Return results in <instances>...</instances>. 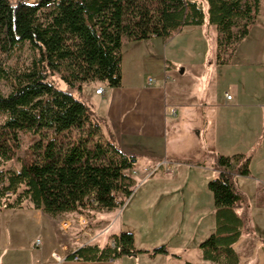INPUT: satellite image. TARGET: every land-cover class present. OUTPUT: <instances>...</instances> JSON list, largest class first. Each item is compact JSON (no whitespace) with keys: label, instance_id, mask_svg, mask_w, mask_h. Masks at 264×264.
<instances>
[{"label":"trees","instance_id":"trees-1","mask_svg":"<svg viewBox=\"0 0 264 264\" xmlns=\"http://www.w3.org/2000/svg\"><path fill=\"white\" fill-rule=\"evenodd\" d=\"M259 5L260 0H0L4 50L26 43L34 52L21 68L0 66V80L11 83L7 94L0 89V211L21 208L25 199L51 216L124 204L116 196L127 199L133 191L125 171L135 156L122 152L110 132L105 137L103 122L81 97L82 86L96 81L120 86L124 40L170 38L185 26L205 23L216 31L215 64L227 65L255 24ZM21 131L37 138L24 150L18 169L2 170L21 148ZM260 140L247 153L213 154L218 175L207 187L216 229L199 244L204 259L238 263L232 244L243 231H252L248 199L234 177L250 175ZM138 253L154 257L169 251L164 245L136 249L133 234L120 232L112 245H83L68 257L102 261Z\"/></svg>","mask_w":264,"mask_h":264},{"label":"crops","instance_id":"crops-1","mask_svg":"<svg viewBox=\"0 0 264 264\" xmlns=\"http://www.w3.org/2000/svg\"><path fill=\"white\" fill-rule=\"evenodd\" d=\"M188 27L200 29L202 26H185L184 30ZM168 40L169 38L152 36L140 41H123L120 86L112 88L108 87L106 82L98 81L82 86V91H85L82 99L96 117L103 122L102 125H104L107 136L110 132L115 145L122 152L135 156L133 167L126 170L125 173H128L127 175L131 178L137 179L138 185L145 183L158 165L167 164L166 167L170 168L169 174L165 171L166 177L173 175L171 163L181 165L177 161L182 156L178 147L177 121L179 118L177 109L180 108L184 111L186 106L176 88L172 87L174 78L170 79L169 77L171 68L167 69L165 66L169 64L176 67L174 65L176 62L169 58L166 51ZM238 54L239 51L236 50L231 59L237 62ZM239 56L241 60L242 58L250 60V62L240 63L246 65H254V62L259 59L258 50L245 51ZM261 81L264 89V72H262ZM95 84H100L103 87L102 95L95 93ZM231 85L233 88H228L224 92V94L231 95L230 99L223 96V98L213 101L207 100L202 104L204 111H201L200 118L202 120L199 119L198 127L204 129V134H207V138L211 140L209 142H212L219 154L226 156L247 153L261 138L249 163L250 175L234 177L237 189L248 199L249 223L247 226L252 233L243 231L238 240L232 244V248L238 258L237 264H264V91L261 97L243 100L238 86ZM236 109H241L239 110L241 116L233 114ZM197 110H199L198 107ZM198 115L200 116L199 113ZM232 134L244 138L242 147L235 148L233 146L232 149L227 144L217 142L218 137L231 138ZM209 148H207L209 156L203 161L209 162L211 165L213 158L210 150L213 148ZM140 160L141 167L138 163ZM216 174L218 175V172L212 170L209 176L212 178ZM160 184L162 186L159 187V190L155 189L157 190L155 192H160L164 196L179 190L189 191L188 187L190 186L187 179H182L179 182L176 178L160 182ZM198 193L199 191L192 192L194 194L192 212L197 209L195 218L204 222L200 226L206 235L212 234L216 229L212 192L206 194L203 205H197L198 202H195V196H198ZM124 204L119 205L122 206L121 210ZM235 211L240 214L241 208H235ZM108 212L109 210L106 211V218H111L109 217L111 214ZM15 213H19L27 220L24 225H28L27 230L34 232V235L31 238H26L20 245L9 242L1 245L0 258L3 259L8 255L7 264H139L141 259H143V264H156L157 258L162 261V264H220L202 257L200 243L191 246L188 243L175 247L170 246L167 247L169 251L167 255H156L152 259L147 254L138 253L135 256H121L117 259L102 261L73 260L72 257L56 261L53 254H61L63 245L59 243L55 233L49 229V221L41 210L36 209L35 212L17 211ZM179 215L178 233L182 234L183 228L184 231L186 230L187 221L182 211ZM114 225L115 220H112L108 229L110 238L108 237L106 245H112V236L124 232L122 223L118 226V231L111 232ZM37 239L40 240V243H36ZM103 246L105 245L100 247ZM174 255L178 257H174Z\"/></svg>","mask_w":264,"mask_h":264},{"label":"rangeland","instance_id":"rangeland-1","mask_svg":"<svg viewBox=\"0 0 264 264\" xmlns=\"http://www.w3.org/2000/svg\"><path fill=\"white\" fill-rule=\"evenodd\" d=\"M25 1L31 4L38 2V0ZM200 29L188 27L184 30L183 27L169 38L166 50L169 58L176 62L174 64L176 67L169 64L165 65L167 69L171 68L169 77L170 79L174 78L172 87L176 88L186 106L184 111L180 108L177 109L179 118L177 121L178 147L179 153L182 155L177 161L181 165L170 164L173 174L171 177L165 176L167 164H162L153 170L149 179L143 184L138 185V180L132 178L134 186L131 195L127 199H123L121 194L116 196L117 201L124 200L125 204L122 210V206L113 211L109 210L108 213L111 214L109 215L111 218H106V211L108 210L97 208H87L82 214L76 212L62 213L56 216L44 214L49 221V229L55 233L59 243L63 245L61 254L71 253L83 245H106L109 237L108 229L112 220H115V225L111 232L118 231V226L122 223L124 232L133 234L136 249L152 250L162 245L175 247L186 243L191 246L203 242L211 235H206L201 228L200 225L204 222L195 218L197 209L192 212V201L194 200L192 192L199 191L198 196H195L197 205L205 204V196L208 192L210 193L207 183L217 177V174L212 178L209 175L214 170L213 154L219 152L212 145V142H209L211 140L207 138V134H204V129L198 127V123L202 120L200 118L201 111H204L202 104L207 100L213 101L225 97V90L233 88L231 84L238 86L243 100L258 98L263 95L264 89L261 80L262 72H264V0H260L255 24L250 27L248 35L236 48L239 54L245 51L258 50L259 59L254 62V65L240 64L245 63V61L250 62V60L239 59V54L237 55V62L231 59L232 61L230 60L225 66L216 65L214 60L215 28L205 23ZM33 56L34 52L26 43L9 53L5 51L0 32V66L18 69L29 64ZM181 66L185 69L183 73H179ZM100 86V84H95L94 89ZM0 89L4 94H7L11 89V83L0 80ZM84 94L85 91H82L81 97H84ZM239 110L241 109L234 110L233 114L241 116ZM101 128L107 137L104 125L101 124ZM19 138L21 148L12 161L2 164V170L18 169L24 150L36 140L37 136L27 131H21ZM217 139L218 143L227 144L232 149L233 146L235 148L242 147L244 141V138L237 134H232L231 138L222 139L218 137ZM209 147L213 148L210 150L213 158L212 166L209 162L203 161L209 156L207 154ZM198 160L201 162L200 164L190 163V161ZM138 163L141 167V160ZM172 178L178 179L179 182L182 179H187L190 184L189 191L179 190L165 196L161 195L160 192H155L162 186L160 182H167ZM168 189L171 190V188ZM3 200L4 198L0 196V203ZM17 211L35 212L36 209L28 199H25L21 208L2 209L0 211V248L3 243L7 242L20 245L26 238H31L34 235V232L27 230L28 225H24L27 220L21 217L19 213H15ZM180 211L183 212L187 221L186 230L184 231L183 228L182 234L178 233ZM149 258L152 259L153 257ZM7 259L8 255L3 259L0 258V262L7 264ZM156 260V264H162L159 258ZM139 264H143V259Z\"/></svg>","mask_w":264,"mask_h":264},{"label":"built area","instance_id":"built-area-1","mask_svg":"<svg viewBox=\"0 0 264 264\" xmlns=\"http://www.w3.org/2000/svg\"><path fill=\"white\" fill-rule=\"evenodd\" d=\"M95 93L98 94V95H102V94L104 93V89H103V87L100 86L99 88L95 89ZM225 98H226V99H230V98H231V95H230L229 93H225ZM166 173H167V174L170 173V168H169L168 166L166 167ZM39 241H40V240L37 239V240H36V243H40ZM53 257H54V259H55L56 261H60V260H62V259L67 258L68 255H66V254L64 255V254H60V253H54V254H53ZM72 259H73V260H82V258L79 257L78 255H74V256L72 257Z\"/></svg>","mask_w":264,"mask_h":264},{"label":"water","instance_id":"water-1","mask_svg":"<svg viewBox=\"0 0 264 264\" xmlns=\"http://www.w3.org/2000/svg\"><path fill=\"white\" fill-rule=\"evenodd\" d=\"M179 72L180 73H183L184 72V68L183 67H180Z\"/></svg>","mask_w":264,"mask_h":264}]
</instances>
